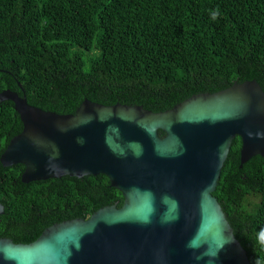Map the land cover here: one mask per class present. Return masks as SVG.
Instances as JSON below:
<instances>
[{
    "label": "trees",
    "instance_id": "16d2710c",
    "mask_svg": "<svg viewBox=\"0 0 264 264\" xmlns=\"http://www.w3.org/2000/svg\"><path fill=\"white\" fill-rule=\"evenodd\" d=\"M252 80L264 93V0H0V92L44 112L72 115L88 100L158 113ZM12 106L0 102V156L22 131ZM240 145L212 196L249 264H264V158L239 166ZM23 169L0 164V230L31 232L15 243L123 203L103 175L23 183Z\"/></svg>",
    "mask_w": 264,
    "mask_h": 264
},
{
    "label": "water",
    "instance_id": "95a60500",
    "mask_svg": "<svg viewBox=\"0 0 264 264\" xmlns=\"http://www.w3.org/2000/svg\"><path fill=\"white\" fill-rule=\"evenodd\" d=\"M5 101L22 131L1 154L3 167L22 165L23 183L103 175L123 203L54 224L29 244L0 240V264H249L212 193L233 139L239 166L264 158L256 82L158 113L83 100L74 114L57 115L9 90L0 92Z\"/></svg>",
    "mask_w": 264,
    "mask_h": 264
},
{
    "label": "flooded vegetation",
    "instance_id": "af4514ba",
    "mask_svg": "<svg viewBox=\"0 0 264 264\" xmlns=\"http://www.w3.org/2000/svg\"><path fill=\"white\" fill-rule=\"evenodd\" d=\"M0 231H1L0 240H8V241H11L13 244H20V243L13 242L12 238L9 236L31 234L28 227H26V225H21V224L9 225L5 229L0 230Z\"/></svg>",
    "mask_w": 264,
    "mask_h": 264
},
{
    "label": "clouds",
    "instance_id": "9594fccd",
    "mask_svg": "<svg viewBox=\"0 0 264 264\" xmlns=\"http://www.w3.org/2000/svg\"><path fill=\"white\" fill-rule=\"evenodd\" d=\"M219 9L217 8L215 11H213L212 13H211V15H212V18L213 19H216L217 18V16H219Z\"/></svg>",
    "mask_w": 264,
    "mask_h": 264
}]
</instances>
